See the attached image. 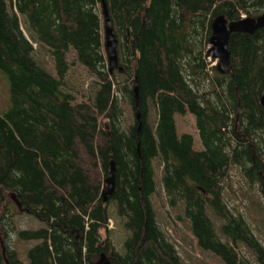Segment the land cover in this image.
Wrapping results in <instances>:
<instances>
[{
	"label": "trees",
	"instance_id": "obj_1",
	"mask_svg": "<svg viewBox=\"0 0 264 264\" xmlns=\"http://www.w3.org/2000/svg\"><path fill=\"white\" fill-rule=\"evenodd\" d=\"M102 1L121 67L112 72ZM263 12L264 0H0V74L9 86L0 112V264H16L3 219L19 212L42 223L17 231L36 241L21 264H93L101 253L111 264H185L152 206L154 163L168 205L183 203L201 250L222 264H264V239L230 210L222 186L237 166L264 197V27L230 35L231 73L206 60L215 16ZM74 66L93 77L89 100L70 86ZM115 93L140 120L123 126ZM186 111L201 150L191 134H177L174 116ZM111 161L115 188L104 202ZM111 203L128 233L121 250L107 228Z\"/></svg>",
	"mask_w": 264,
	"mask_h": 264
},
{
	"label": "rangeland",
	"instance_id": "obj_2",
	"mask_svg": "<svg viewBox=\"0 0 264 264\" xmlns=\"http://www.w3.org/2000/svg\"><path fill=\"white\" fill-rule=\"evenodd\" d=\"M243 16V15H242ZM104 37V36H103ZM45 65L53 70L50 58L46 53L40 54ZM116 70V68H115ZM211 72V71H209ZM69 82L72 90L76 93L78 99L89 100L93 95V77L88 72L79 67L74 66L70 71ZM118 96L119 104L122 109V123L126 128L135 120V109L131 103L124 98V93H115ZM9 106V86L0 74V112L6 110ZM149 121L154 127L155 115L152 108L149 112ZM176 131L178 135L189 133L193 136V147L201 150L202 144L195 126V117L189 111L177 113L174 116ZM106 178V177H105ZM104 178V180H105ZM153 180L155 190L150 196L152 206L156 212L157 222L162 231L167 235L168 239L175 245L180 258L185 264H222L220 260L208 251L201 250L195 237L192 235L189 222L183 213V203L176 206H169L164 194L161 181V166L154 163ZM107 186L104 181L103 189ZM223 194L228 207L232 212H241L255 235L263 241L264 239V215L262 210L256 205L258 202L264 206V197L260 194L257 187L247 184L244 177L240 173V169L235 166L228 170L227 176L222 182ZM102 189V190H103ZM114 205L110 204L111 222L108 223V230H111V238L119 249L127 232L122 227V222L115 216L113 211ZM212 220L217 223L216 219L211 215ZM7 229V250L16 264L26 263V251L33 246L36 241H23L17 238V231L20 229H37L42 223L25 212H19L13 217L7 216L3 219ZM15 227H13V226ZM2 245V243H1ZM245 255L246 250L242 248ZM3 252V250H2Z\"/></svg>",
	"mask_w": 264,
	"mask_h": 264
},
{
	"label": "water",
	"instance_id": "obj_3",
	"mask_svg": "<svg viewBox=\"0 0 264 264\" xmlns=\"http://www.w3.org/2000/svg\"><path fill=\"white\" fill-rule=\"evenodd\" d=\"M102 17H103V36H104V49L107 59L109 72L115 68L121 69L118 65V55L116 48V37L113 33L112 23L108 15L106 3L102 1ZM264 27V12L257 17H244L239 20H228L223 14H219L212 19L211 22V35L209 37L210 47L207 54L217 59L216 70L220 74H227L232 72L230 65V54L228 51V41L232 33H247L253 34L258 29ZM135 102L137 103V87H134ZM260 104L264 107V89L259 94ZM135 118L140 120V113L136 111ZM140 128V125H139ZM114 161L110 162V169L105 178L107 186L102 190L101 196L104 202H107L109 196L114 192ZM16 204L20 208L19 203ZM93 264H111L109 257L105 253H101L99 258Z\"/></svg>",
	"mask_w": 264,
	"mask_h": 264
},
{
	"label": "built area",
	"instance_id": "obj_4",
	"mask_svg": "<svg viewBox=\"0 0 264 264\" xmlns=\"http://www.w3.org/2000/svg\"><path fill=\"white\" fill-rule=\"evenodd\" d=\"M206 60H207V62H208V64H209V66L216 65V63H217V60L211 58L209 55H207V59H206Z\"/></svg>",
	"mask_w": 264,
	"mask_h": 264
},
{
	"label": "bare ground",
	"instance_id": "obj_5",
	"mask_svg": "<svg viewBox=\"0 0 264 264\" xmlns=\"http://www.w3.org/2000/svg\"><path fill=\"white\" fill-rule=\"evenodd\" d=\"M245 16L243 15L242 16V18H244ZM209 47H210V44H209ZM208 55V54H207ZM217 60V59H216ZM208 63V62H207ZM217 64V63H216ZM208 66H209V64H208ZM213 66H216V65H213ZM209 67H211V66H209Z\"/></svg>",
	"mask_w": 264,
	"mask_h": 264
}]
</instances>
